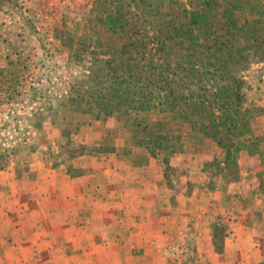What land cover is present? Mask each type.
<instances>
[{"label":"rangeland","instance_id":"374dc122","mask_svg":"<svg viewBox=\"0 0 264 264\" xmlns=\"http://www.w3.org/2000/svg\"><path fill=\"white\" fill-rule=\"evenodd\" d=\"M96 1L0 0V45L12 46L11 54L0 56V79L4 83L0 91V183H11L5 174L13 168L19 167V173L26 177L30 162L60 166L77 153H101L111 145L139 167L148 163L147 153L132 135L140 130V124L153 126L164 118L163 114L155 110L127 115L116 112L106 119L103 115L95 118L98 106L90 79L94 78L99 54L82 37H91L97 29ZM164 1L166 11L185 2L189 9L198 8L197 0ZM228 7L221 0L219 10ZM142 10L133 21L138 31L147 25ZM233 11L243 29L239 42L243 58L236 61L231 76L243 82L241 109L250 128L244 138L254 140L264 153V0H242ZM219 20L224 19L218 15L213 21L215 30L225 34L227 28L219 26ZM137 36L130 39L134 42ZM153 54L159 55L155 50ZM162 122L167 146L176 152L166 164L164 153L149 161L153 168L161 167L166 181L184 184L189 175L178 168H186L189 162L207 172L209 192L219 184L221 190L225 189L226 199L238 194L246 202L253 200L256 192L259 199H264V167L259 156L240 151L226 164L225 150L213 140L203 144L204 139L187 123ZM139 136L143 132L139 131ZM186 156L190 159L182 161ZM1 243L5 248L0 247V264H13L6 253V240Z\"/></svg>","mask_w":264,"mask_h":264},{"label":"crops","instance_id":"0c3cea01","mask_svg":"<svg viewBox=\"0 0 264 264\" xmlns=\"http://www.w3.org/2000/svg\"><path fill=\"white\" fill-rule=\"evenodd\" d=\"M11 52L10 44L0 45V56ZM111 147L55 167L30 162L26 177L19 167L4 173L11 183H0V247L5 239L11 263L264 262L259 193L245 202L238 194L226 199L219 184L209 192L207 172L189 162L178 168L189 175L184 184L168 182L151 166L154 157L147 154L139 167Z\"/></svg>","mask_w":264,"mask_h":264},{"label":"trees","instance_id":"16d2710c","mask_svg":"<svg viewBox=\"0 0 264 264\" xmlns=\"http://www.w3.org/2000/svg\"><path fill=\"white\" fill-rule=\"evenodd\" d=\"M223 1L229 7L222 11L221 0H197L198 8L191 9L185 2L170 11L164 0L96 1L97 29L91 37H82L99 54L90 79L98 106L95 118L116 112L163 114L153 126L140 124L143 136L137 130L132 139L151 157L164 153V164L176 152L167 146L162 122L166 120L187 123L202 139L213 140L225 150L226 164L232 154L246 151L259 156L264 167V153L254 140L244 138L250 128L241 109L243 82L231 76L236 61L243 58V29L233 11L242 0ZM138 10L148 25L141 31L133 24ZM218 15L224 19L219 26L227 28L225 34L215 30ZM132 35H138L134 42ZM3 84L0 79V91Z\"/></svg>","mask_w":264,"mask_h":264}]
</instances>
